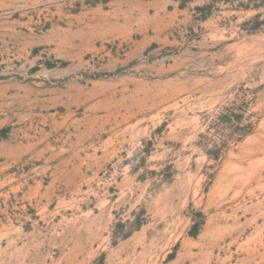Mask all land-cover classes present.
Listing matches in <instances>:
<instances>
[{
	"label": "rangeland",
	"instance_id": "1",
	"mask_svg": "<svg viewBox=\"0 0 264 264\" xmlns=\"http://www.w3.org/2000/svg\"><path fill=\"white\" fill-rule=\"evenodd\" d=\"M0 264H264V0H0Z\"/></svg>",
	"mask_w": 264,
	"mask_h": 264
}]
</instances>
